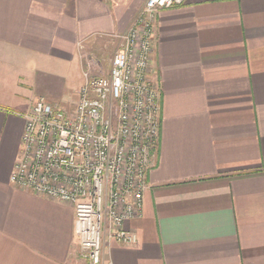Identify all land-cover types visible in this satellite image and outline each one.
Returning <instances> with one entry per match:
<instances>
[{"label": "crops", "instance_id": "1", "mask_svg": "<svg viewBox=\"0 0 264 264\" xmlns=\"http://www.w3.org/2000/svg\"><path fill=\"white\" fill-rule=\"evenodd\" d=\"M147 0H0V264H88L75 207L11 182L38 97L73 110ZM160 137L135 245L105 264H264V0L157 14Z\"/></svg>", "mask_w": 264, "mask_h": 264}, {"label": "built area", "instance_id": "2", "mask_svg": "<svg viewBox=\"0 0 264 264\" xmlns=\"http://www.w3.org/2000/svg\"><path fill=\"white\" fill-rule=\"evenodd\" d=\"M185 0H147L119 46L107 73L79 89L73 110L38 97L26 120L11 182L75 207L76 232L88 264H105L107 233L135 245L125 228L139 216L160 137L158 83L152 76L157 14Z\"/></svg>", "mask_w": 264, "mask_h": 264}, {"label": "rangeland", "instance_id": "3", "mask_svg": "<svg viewBox=\"0 0 264 264\" xmlns=\"http://www.w3.org/2000/svg\"><path fill=\"white\" fill-rule=\"evenodd\" d=\"M113 54H114V53H113ZM111 57H112V56H111ZM111 57H110V58H111ZM110 58H109V60H110Z\"/></svg>", "mask_w": 264, "mask_h": 264}]
</instances>
